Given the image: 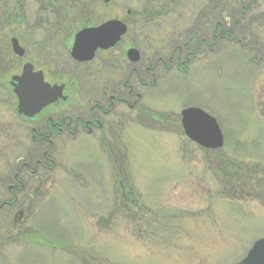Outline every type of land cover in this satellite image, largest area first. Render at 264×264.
Returning <instances> with one entry per match:
<instances>
[{"label":"rangeland","instance_id":"374dc122","mask_svg":"<svg viewBox=\"0 0 264 264\" xmlns=\"http://www.w3.org/2000/svg\"><path fill=\"white\" fill-rule=\"evenodd\" d=\"M17 1L0 0V264H236L243 259L264 237V0H114L107 9L101 0H72L70 11L81 9L89 22L125 19L131 12L134 25L125 41L153 59L161 55L167 61L185 39L195 43L197 36L204 42L185 66L172 63L163 72L159 64L153 80L134 85L139 107L107 118L112 124L117 120L114 128L60 138L57 170L38 168L21 180L26 191L16 195L17 206L29 214L21 239L12 232V195L4 188L18 166L33 168L43 158L42 148L29 141L30 129L40 123L27 126L11 111L8 81L24 61L49 70L38 56L61 44L53 27L41 31L33 25L40 2L22 0L18 17ZM143 12L155 14L144 20L148 24L132 18ZM219 25L233 31L232 40L212 45ZM10 37L26 51L22 60L12 54L13 68L6 55ZM80 75L77 70L72 91L85 109L101 85L91 86ZM187 108L216 119L221 149L204 150L184 135L180 114ZM219 162L229 173L230 162L251 171L225 178ZM256 167L258 176L252 173ZM240 178L243 187L236 191Z\"/></svg>","mask_w":264,"mask_h":264},{"label":"flooded vegetation","instance_id":"af4514ba","mask_svg":"<svg viewBox=\"0 0 264 264\" xmlns=\"http://www.w3.org/2000/svg\"><path fill=\"white\" fill-rule=\"evenodd\" d=\"M101 4L103 8L107 9L112 3L109 5ZM131 16V12L127 11L125 19L112 16L111 19L103 22H89L90 18L85 17L84 12L74 13L72 11H66L60 13L62 20L60 22L61 27L55 29L54 32L60 33L58 40L61 46H56V49L52 48L47 51H42L39 54L40 56H38L41 64L47 65L50 69H37L38 66L32 64L30 60V62L23 60L24 63L22 66L25 63L31 64L34 72L42 73L43 80L46 84L51 88L54 86L58 88L62 87V91L61 96H57L54 102L43 107L33 117L28 118L18 113V99L10 88L12 100L11 111L24 121L27 126L40 123V127L34 126L35 128L30 129L29 141L33 147L37 149L42 148L40 153L43 158V161H36L33 168V165L28 163L21 164L12 175L13 182L10 185H6L5 188V185H2L4 190L12 195L9 202V205L12 207L9 215L11 218L12 232L16 235L18 234V238L21 239V236L24 234L21 228L28 222L26 219H29V214L26 209H22V207L18 208L17 206L18 197L16 195L19 194V196H22V193L26 191L25 185L21 180L23 181L26 176L34 175L35 170L37 171L38 168L50 171L57 170L60 154L58 151L60 138L65 135L79 136L82 133L87 136H92L97 132H102L104 125L113 127L115 124H118L117 120L112 124L106 122L107 118L114 120L118 117H123L122 114H119L122 108L128 109L132 114L139 107L141 96L134 91V85H137V87L144 85V80L147 78L153 80L160 72L157 70L159 64H161L163 72H168L172 63H176L178 66L180 65L181 68L190 61L188 59L191 56L187 60L184 59L181 61L184 58L181 50H175L168 56V60L165 61L160 57L161 55L153 59V56L144 55L143 51L138 47L129 46L125 39L130 33L131 26L134 25V22H130ZM152 16H155V14L143 12L141 15H134L132 18L137 19L139 22L143 21V24H148L144 20L154 18ZM110 20H118L125 23L128 27L127 33L113 47L106 50H96L91 60L85 62L75 61L71 56V50L76 34L85 28L98 27ZM45 30L48 31L47 29H41V31ZM50 39L53 40L55 37ZM68 41H71L70 47L67 45ZM8 46V49H10L9 43ZM130 48H136L139 52V61L136 63L130 62L127 57V52ZM151 62H156V64L151 65ZM13 63L15 62L12 61L11 68L15 67ZM56 67L67 68L61 70V73H59V71H54ZM77 70L81 74L79 78H85L91 86L96 85V83L101 85L100 93L94 99L91 98L89 100L87 108L85 107V109L82 107V104L80 106V104L76 103L73 97L75 93L72 89L77 83L75 80ZM111 84H114V86H111ZM10 239L12 238L10 237Z\"/></svg>","mask_w":264,"mask_h":264},{"label":"water","instance_id":"95a60500","mask_svg":"<svg viewBox=\"0 0 264 264\" xmlns=\"http://www.w3.org/2000/svg\"><path fill=\"white\" fill-rule=\"evenodd\" d=\"M113 0H102L108 5ZM127 25L122 21L110 20L98 27L79 31L74 40L71 56L75 61L85 62L93 58L96 50H106L117 44L127 33ZM12 52L19 58L25 54L16 38L10 40ZM127 57L132 63L139 61V52L130 48ZM10 85L18 99V113L31 118L43 107L61 96L62 87H50L43 80L41 72H34L26 63L19 76L10 78ZM184 135L204 150H219L223 147V135L215 120L198 108H187L180 114ZM237 264H264V238L255 241L246 256Z\"/></svg>","mask_w":264,"mask_h":264},{"label":"trees","instance_id":"16d2710c","mask_svg":"<svg viewBox=\"0 0 264 264\" xmlns=\"http://www.w3.org/2000/svg\"><path fill=\"white\" fill-rule=\"evenodd\" d=\"M35 1L40 2V6L38 8L39 14L36 16V18H35V20L33 22V25L35 27H41V29H46V27H53L54 31H55V29H58V27H61L60 22L62 20H61V17H60V13H63V12H66V11L69 12L70 9L71 10L75 9V7H74L75 3L72 0H69V1L68 0H35ZM4 2H5V0H4ZM21 3H22V0L17 1L18 6H15L14 9H16V10H14V13H16L18 11L17 7L21 6ZM76 11H78V13L82 12L81 9L80 10L77 9ZM49 12H52L53 15L52 16H48L47 14ZM9 14L12 15V13H9ZM41 15H44V17L40 18ZM14 16H18L19 17L20 13H16ZM52 33H54V34H56L58 36L60 35V33H57V32H52ZM212 36H213V41H214L212 45H214L215 42H218V41H220L222 39H224V40L227 39L228 41H231L232 37H233V31H225L224 27L219 25V26H217L216 33H214V35H212ZM195 38H196L195 43H192L190 41V39H185L179 45L176 44L175 47L173 48V51L181 50V52H182L181 54H182V56H184L185 60H187V58L190 57V56H194L195 54H197L199 52L200 47L203 45L202 42H204V41H200V43H199L197 36ZM237 44L239 46H242V47L244 46V44L241 43V42H237ZM2 49H3V46H2ZM186 54H188V55H186ZM6 55L10 56V58L12 57L13 59L11 58V60H13V61L15 60V58L10 53V50L6 51ZM188 60H190V58ZM3 66H6V65H3ZM220 158H218V161L222 162L223 159H222V157H220ZM220 162L218 163L219 166L221 167V168H219V172L223 176L225 175V178L229 177V179H231V176L229 174H232L234 177L238 176V175H242L243 177H245L246 175H249V172L251 171V169L240 167V166H237L235 163L230 162L231 167L233 166L234 168H233V171L229 173L230 170L225 169L223 167V164H221ZM255 172L259 173L260 169L258 167L252 169V173L254 175H257V174H255ZM242 180H243V178H240L239 180H236L237 182L235 181L236 191L243 187V183H241Z\"/></svg>","mask_w":264,"mask_h":264},{"label":"bare ground","instance_id":"6f19581e","mask_svg":"<svg viewBox=\"0 0 264 264\" xmlns=\"http://www.w3.org/2000/svg\"><path fill=\"white\" fill-rule=\"evenodd\" d=\"M13 89V88H12Z\"/></svg>","mask_w":264,"mask_h":264}]
</instances>
